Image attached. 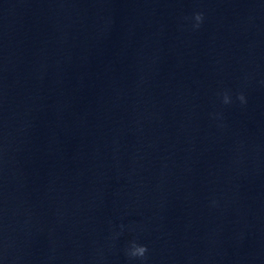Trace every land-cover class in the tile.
I'll return each mask as SVG.
<instances>
[{
    "label": "clouds",
    "instance_id": "9594fccd",
    "mask_svg": "<svg viewBox=\"0 0 264 264\" xmlns=\"http://www.w3.org/2000/svg\"><path fill=\"white\" fill-rule=\"evenodd\" d=\"M194 19L196 21V24L194 25V27L198 28L203 21V14L202 13H195ZM238 98L242 103L246 102L245 97L242 94ZM223 102L225 104L230 103V98L227 94L224 95ZM147 251H148V249H147L146 245H141V244H138L135 241H133V242H131L130 247L128 249H126V255L130 259H141V260H143L146 258Z\"/></svg>",
    "mask_w": 264,
    "mask_h": 264
}]
</instances>
